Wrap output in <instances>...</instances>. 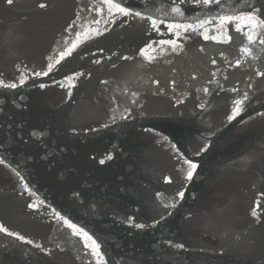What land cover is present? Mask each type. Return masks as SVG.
Wrapping results in <instances>:
<instances>
[{
    "label": "water",
    "instance_id": "1",
    "mask_svg": "<svg viewBox=\"0 0 264 264\" xmlns=\"http://www.w3.org/2000/svg\"><path fill=\"white\" fill-rule=\"evenodd\" d=\"M121 6L157 26L100 0H0V74L17 84L0 87V223L24 237L0 233V264H264V29L221 20L264 18V0Z\"/></svg>",
    "mask_w": 264,
    "mask_h": 264
},
{
    "label": "snow or ice",
    "instance_id": "2",
    "mask_svg": "<svg viewBox=\"0 0 264 264\" xmlns=\"http://www.w3.org/2000/svg\"><path fill=\"white\" fill-rule=\"evenodd\" d=\"M6 2H7V4L12 5L14 3V0H6ZM100 2L107 5V11H108L109 15H113V8H115L118 13H120V14H122L124 16L133 15L135 17H140L141 19H147V20H149L151 22V25L153 26V28H155L157 26V21L155 19H152L151 16L144 17L140 11H134V10H131V9L127 8V7H122L121 3L123 2V0H121V3H113V0H100ZM182 2H183V0H182ZM196 2L200 3L201 0H196ZM202 3L204 5H207L209 3H219V0H202ZM39 7L40 8H44V7H46V5L41 3L39 5ZM100 10L101 9H97V11H100ZM172 11L173 12H180V9L179 8H173ZM241 18L247 20L249 22V24L253 28L264 29V18H261V9H259V8H252L251 11L243 14L242 17H236V18L230 17V16L229 17H221V20L222 21H232L234 19L238 20V19H241ZM96 23H99V21H96ZM161 23H163V21H161ZM169 27L171 28L173 26L169 25ZM174 27L179 28L181 26L180 25H175ZM188 27L190 28L191 26L189 25ZM185 30H187V29H185ZM236 30L237 31H242V29L240 27H237ZM96 34L100 35L98 30L96 31ZM242 34L247 37V40H248L249 44H254V43L257 42V39L254 38V36L256 35L255 33H253V34L242 33ZM228 39H231V37H228ZM258 42H259V44L264 45V36L258 38ZM166 43H171V44L175 45L174 41H167ZM75 48H76V45L73 44L72 47H70V48L62 49L60 51V53H59V59H57L55 62L57 64H59L60 61L63 60L66 56H70ZM140 51H141V54L144 53V49H141ZM243 51L247 54V53L250 52V49L245 47L243 49ZM146 58L148 59L149 62H151L152 60L155 59V57H152V56H147ZM123 59L127 60V59H130V58L129 57H124ZM97 63H99V61H97ZM47 67H48V71L47 72H44V73H39L38 72V73H36V75L37 76H39L41 74L47 75L48 72H50L52 70L53 65L49 64ZM257 75L264 77V72H259V73H257ZM20 83L22 84L23 80H21ZM0 87L9 88V89H15L17 87V84L16 83H8V82H6L3 79L2 74H0ZM249 87H251V85H249ZM203 91L207 94L209 92V89L208 88H204ZM233 91H237L238 92V89H233ZM133 95H135V93ZM248 99H249L248 93L245 92V93H243L242 99L235 100L233 102L234 103L233 115L229 117V120L234 119L235 116L239 114V112L241 111V105L245 101H247ZM133 102L135 103V101H133ZM201 107H203V105H201ZM261 115H264V114H261ZM122 118H124V117H122ZM113 120H115V117H113ZM173 147H175V145ZM0 148H3V144L2 143H0ZM205 150L206 149H204V148L201 149V151H205ZM108 159H112V157L109 156ZM104 162H105L104 160L100 161L101 164H104ZM183 163L188 166V170H187V174H186L185 179L188 180V181L193 180L194 173L196 172L198 165L193 163L191 160H189L187 158L183 159ZM0 165H3L5 168H11L10 163L6 160V158L4 157L3 153H0ZM12 171H14L16 176L20 177L21 180L24 179L20 175V172L16 171L14 168L12 169ZM23 187H24L25 191L28 190V185L26 183L23 185ZM177 195L180 198H184L185 193L183 191H180V192L177 193ZM29 207H34V205H29ZM165 207H168V205H165ZM172 207H175V205H172ZM169 215H171V213H169ZM251 215L253 217H255L257 215L256 211L253 210ZM56 216L60 220H62L63 223L69 229L72 230V234L73 235L83 236V238L85 239V247H89L91 249V254H93L95 257H97L99 261H102L104 259L103 254L100 251L101 245L99 243H97L96 239H93V236L89 235V233L87 231H85L83 228L78 227L77 224L72 223L69 219L61 216L60 213L57 212ZM163 219H165V217L162 216L161 220H163ZM128 221H129V224L131 226H134L137 229H143L145 227L144 224L134 223V220H133L132 217H128ZM159 222L160 221H156V223H159ZM0 233H4V234H6L8 236H16L17 239H19L21 241H24V237L23 236H20V235H18L16 233L11 232L2 223H0ZM87 241H91V245H89L87 243ZM25 242L29 243V244L32 243V241H25ZM169 243L171 244L170 241H169ZM36 247L40 248L41 246L40 245H36ZM173 247H175L177 249H183L185 247V245L182 244V243H178V244L173 245Z\"/></svg>",
    "mask_w": 264,
    "mask_h": 264
}]
</instances>
